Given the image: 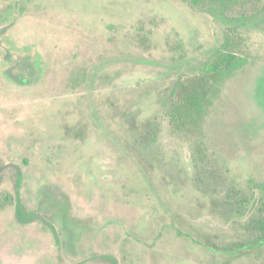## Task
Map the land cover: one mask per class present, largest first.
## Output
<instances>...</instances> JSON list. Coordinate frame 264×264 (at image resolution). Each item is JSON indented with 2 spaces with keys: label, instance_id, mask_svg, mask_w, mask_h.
Wrapping results in <instances>:
<instances>
[{
  "label": "rangeland",
  "instance_id": "1",
  "mask_svg": "<svg viewBox=\"0 0 264 264\" xmlns=\"http://www.w3.org/2000/svg\"><path fill=\"white\" fill-rule=\"evenodd\" d=\"M0 264H264V0H0Z\"/></svg>",
  "mask_w": 264,
  "mask_h": 264
}]
</instances>
